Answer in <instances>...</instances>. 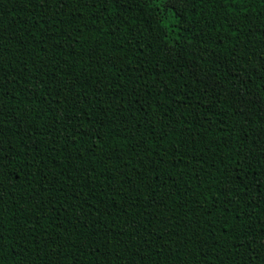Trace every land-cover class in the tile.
<instances>
[{
    "label": "trees",
    "instance_id": "1",
    "mask_svg": "<svg viewBox=\"0 0 264 264\" xmlns=\"http://www.w3.org/2000/svg\"><path fill=\"white\" fill-rule=\"evenodd\" d=\"M0 0V264H264V0Z\"/></svg>",
    "mask_w": 264,
    "mask_h": 264
},
{
    "label": "snow or ice",
    "instance_id": "2",
    "mask_svg": "<svg viewBox=\"0 0 264 264\" xmlns=\"http://www.w3.org/2000/svg\"><path fill=\"white\" fill-rule=\"evenodd\" d=\"M111 2H113V3H116V2L126 3L127 0H111ZM177 2H180L182 4L183 0H169L168 7H171L173 9H175V6H176Z\"/></svg>",
    "mask_w": 264,
    "mask_h": 264
}]
</instances>
